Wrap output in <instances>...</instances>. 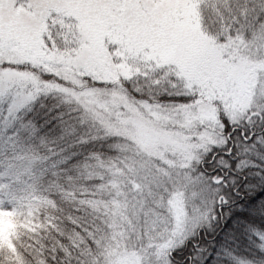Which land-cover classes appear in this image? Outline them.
<instances>
[{"label":"snow or ice","instance_id":"6c2138e0","mask_svg":"<svg viewBox=\"0 0 264 264\" xmlns=\"http://www.w3.org/2000/svg\"><path fill=\"white\" fill-rule=\"evenodd\" d=\"M0 264H264V0H0Z\"/></svg>","mask_w":264,"mask_h":264}]
</instances>
